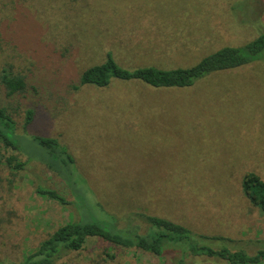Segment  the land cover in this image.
<instances>
[{
  "label": "rangeland",
  "instance_id": "374dc122",
  "mask_svg": "<svg viewBox=\"0 0 264 264\" xmlns=\"http://www.w3.org/2000/svg\"><path fill=\"white\" fill-rule=\"evenodd\" d=\"M261 31L264 0H0V73L27 82L24 93L0 95V103L15 111L19 132L25 109H33L27 133L58 138L82 176L68 184L33 160L13 176L0 164V262L21 260L84 216L74 187L122 227L137 213L159 215L225 237L208 244L214 248L264 250V213L240 185L247 171L264 180V62L182 88L112 79L74 89L108 53L129 70L186 68ZM37 186L57 190L67 204L39 196ZM178 257L91 239L58 264H176ZM185 264L225 262L188 255Z\"/></svg>",
  "mask_w": 264,
  "mask_h": 264
},
{
  "label": "trees",
  "instance_id": "16d2710c",
  "mask_svg": "<svg viewBox=\"0 0 264 264\" xmlns=\"http://www.w3.org/2000/svg\"><path fill=\"white\" fill-rule=\"evenodd\" d=\"M257 61L264 62V31L242 46H225L186 68L146 66L129 70L119 66L108 53L103 62L87 67L80 73L79 84L74 89L83 85L106 87L112 79L140 81L154 88H182L193 85L196 80L211 73L229 71ZM25 78L2 70L0 95L12 98L24 93L27 86ZM13 112L3 98L0 103V164L14 176L33 160L43 164L68 184L79 183L82 176L74 168L72 156L58 138L27 133L26 129L33 120V109H25L21 132L17 130ZM14 151L23 154L26 160H21ZM240 185L250 204L264 213V180L256 172L247 171L242 175ZM35 192L61 205L67 204L65 197L55 189L37 186ZM75 192V200L85 207L84 216L80 220H71L58 226L35 248L25 253L21 260L0 264H58L66 253L80 251L91 239H100L122 248H134L156 257H163L167 251H176L179 255L176 264H185L188 255L220 259L225 264L264 263V250L249 255L242 250L214 248L208 244L217 240L225 241V237L195 234L187 226L164 216L137 213L122 227L113 215L104 214L106 218H102L98 210L101 204L97 201L90 204L80 188L74 187ZM133 220L138 222L134 223ZM180 245L189 248L183 249ZM106 256L114 259L113 254L107 253Z\"/></svg>",
  "mask_w": 264,
  "mask_h": 264
}]
</instances>
